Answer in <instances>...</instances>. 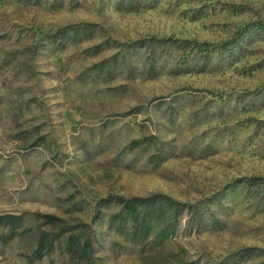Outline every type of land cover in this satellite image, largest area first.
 <instances>
[{
    "label": "rangeland",
    "instance_id": "1",
    "mask_svg": "<svg viewBox=\"0 0 264 264\" xmlns=\"http://www.w3.org/2000/svg\"><path fill=\"white\" fill-rule=\"evenodd\" d=\"M254 177L264 0H0V264H264Z\"/></svg>",
    "mask_w": 264,
    "mask_h": 264
},
{
    "label": "trees",
    "instance_id": "2",
    "mask_svg": "<svg viewBox=\"0 0 264 264\" xmlns=\"http://www.w3.org/2000/svg\"><path fill=\"white\" fill-rule=\"evenodd\" d=\"M131 8L132 7H126L127 10H132ZM59 33L61 35L65 34L64 30L59 31ZM106 62L108 63V61L101 62L100 66L101 67L105 66L107 64ZM103 63H105V64L103 65ZM134 142H137V140ZM247 180H249V179H247ZM253 180H255L256 183H264V180L262 179V177H254ZM156 198H159V196L153 197L152 199H142V200L139 199L138 197H133V198H130L127 200H124L122 198H117L118 203L121 204V209L118 212H116L114 215H112L111 225L114 227L116 226V228L119 229L120 227L125 225L124 222L127 218H132V219H135V221L137 222V224L135 225V227H136L135 231H134L135 234L143 235V232L146 230V228L143 227L145 222L143 224L142 223L140 224L141 219H140V215H139V213H140L139 208L140 209L141 208L147 209L150 205L151 200L153 201ZM180 205L181 204H176L175 212L177 214H178V212L181 211V207H179ZM37 216L39 218H42V220L45 223H49V224H54L55 222L58 223V222L62 221V219L60 217H57V216H54L51 214H41L40 213V214H37ZM20 219H21V216H11L6 220L7 224H9L8 226L10 227V229L8 232H6L5 235L11 236V235H14L17 233V231H18L17 226L20 223ZM64 229H65V227L61 228L60 231H64ZM25 230L26 229H22L21 231H19V233L22 234ZM162 230H165V227ZM88 243L79 247L76 242H73L72 243V245H73L72 251L76 252L78 254H81V255H84V254L88 255L89 252L87 251V249H85V246ZM51 248H52V242L48 240V234L43 233L38 238L37 246L33 250L32 255L36 256L37 258H40L44 255L45 251L51 250Z\"/></svg>",
    "mask_w": 264,
    "mask_h": 264
}]
</instances>
